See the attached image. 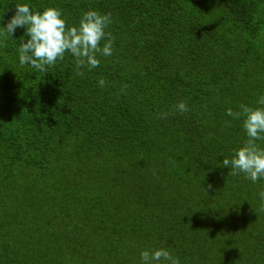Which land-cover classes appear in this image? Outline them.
Listing matches in <instances>:
<instances>
[{"label":"trees","instance_id":"obj_1","mask_svg":"<svg viewBox=\"0 0 264 264\" xmlns=\"http://www.w3.org/2000/svg\"><path fill=\"white\" fill-rule=\"evenodd\" d=\"M25 3L110 13L114 50L81 77L21 66L25 28L0 47V264H264V179L222 164L227 109L264 96V0H0V26Z\"/></svg>","mask_w":264,"mask_h":264},{"label":"clouds","instance_id":"obj_2","mask_svg":"<svg viewBox=\"0 0 264 264\" xmlns=\"http://www.w3.org/2000/svg\"><path fill=\"white\" fill-rule=\"evenodd\" d=\"M0 20H3L2 15ZM110 23V13L101 14L96 10H88L82 14L77 25L68 26L59 8L46 7L41 12L33 11L26 3L16 4L14 15L4 26H0V47L7 46L5 40L12 38L17 28H25L28 39L25 42L22 36L18 48L21 66L29 65L45 74L49 67L62 61L67 52L75 59L76 75L82 77L84 72L81 69L91 71L99 66L98 55L108 57L113 54L114 37L111 32L106 31ZM105 84L103 77L98 79L99 87L103 88ZM257 103L260 107L240 104L238 111L227 109L228 116L242 118L247 139L241 147L234 150L231 159L224 158L222 161L223 166L230 168L231 175L242 173L254 183L264 179V147L257 143L264 141V96ZM188 111L187 104L180 101L173 106L171 113L161 114L159 118L165 119L170 114ZM208 188L211 189L212 185L209 184ZM259 196L264 201V190L260 191ZM140 259L142 264H180L179 258L165 248L143 250Z\"/></svg>","mask_w":264,"mask_h":264}]
</instances>
